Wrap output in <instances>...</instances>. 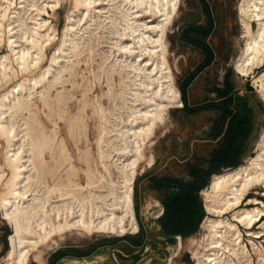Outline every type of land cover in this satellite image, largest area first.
Instances as JSON below:
<instances>
[{
    "label": "bare ground",
    "instance_id": "6f19581e",
    "mask_svg": "<svg viewBox=\"0 0 264 264\" xmlns=\"http://www.w3.org/2000/svg\"><path fill=\"white\" fill-rule=\"evenodd\" d=\"M68 1L72 12L85 11L82 17L68 14L58 54L55 50L43 66L46 43L54 34L41 13L54 10L61 0H0V43L6 39L10 51L0 55V209L12 227L5 264H27L30 251L73 230L135 232L134 179L151 159L147 150L169 108L183 104L164 38L180 0ZM238 10L244 43L234 69L248 75L264 63V0H240ZM146 14L151 19L141 20ZM93 24L111 35L93 71L94 79L105 76L107 89L90 98L91 87L85 85L76 111L69 112L72 92L57 90L52 97L43 92L59 83L73 84L74 71L63 78L66 68L53 73V63L81 53L79 39ZM87 47L86 63L93 60ZM252 78L264 95V69ZM37 93L53 124L50 131L33 109L31 98ZM88 109L96 120L94 151L87 137ZM57 119L65 123L67 137L58 135ZM251 191L264 196V132L254 154L213 174L203 188L204 233L187 264H264V201L246 198Z\"/></svg>",
    "mask_w": 264,
    "mask_h": 264
},
{
    "label": "rangeland",
    "instance_id": "374dc122",
    "mask_svg": "<svg viewBox=\"0 0 264 264\" xmlns=\"http://www.w3.org/2000/svg\"><path fill=\"white\" fill-rule=\"evenodd\" d=\"M18 1L19 0H15L16 3ZM239 2L240 0H180L175 16L165 30L164 38L166 39L168 47L167 58L169 66L173 74L174 82L179 89V83L183 80L185 74L194 70L203 56L200 50L194 45L189 42L181 41V32L191 24H203L208 17L207 12L211 14L213 19V29L211 35L206 38V41L212 46L215 58L212 64L202 69L198 76L187 86L188 100L192 106L208 104L206 99L212 98L215 95L211 91L214 83L222 81L228 68L232 70L231 80L234 86L242 89L241 96H246L249 99L250 104L253 105L256 112L255 116L257 120L262 122L246 150L247 154H245L239 163L241 164L244 163L250 155L255 153L256 144L264 132V95H262V90L253 82L252 78L264 69V63L262 66L254 68V70L248 75H243L234 69V61L244 43V37H242L243 25L238 10ZM71 6L72 5L68 0H61V3L55 7L54 10L47 7V12L41 13L43 14L41 16L47 19L53 28L51 36L54 34V37L49 41L50 44L49 42L46 43L45 56L42 62L43 66L48 65L53 52L55 50L54 53L57 52L59 40L63 35L67 21H69L67 17L69 15L72 17H82L81 13H84L85 11L81 8L72 12ZM10 10H13V8ZM147 15L148 14L143 15L141 20L149 21L151 16ZM154 21L156 20L154 19ZM251 24L252 28L255 29L257 26L256 22L252 21ZM95 26L96 25L93 24L91 26V32L82 34L83 37L79 39V47L83 49L81 53L77 56H68L67 54V59L69 58L71 61L64 60L66 57H60L59 65L53 63V73H56L61 69L62 65L66 68L62 73L63 78L71 77L69 71H74L75 75L72 77V79H74L73 84L70 81L65 82L64 86L59 83L56 87L53 86L50 89L47 88L43 92V96L50 95L51 97L56 94L57 90L72 92L73 96L68 100L69 106L67 108L69 112L76 111L78 100L82 96L81 92L85 85L91 87L88 91V97L90 98L100 95L102 91H106L107 89L105 76L101 77L100 80L94 79L93 71L96 72L97 61H99L100 55L102 54L101 51L108 48L107 46L110 44L109 37L111 35L107 31L103 32V29L101 28H95ZM80 34L81 33H79V36H81ZM185 35L191 36L192 30L187 28ZM87 46L92 48L91 55L93 60L89 59L86 63V60L90 55ZM9 53L8 43L6 39H4L0 43V55ZM19 75L20 73L16 79ZM51 78L49 77V79ZM247 84L251 87V90L245 92L244 87ZM11 85L12 83L10 86ZM10 86L8 87L10 88ZM1 88L0 93L4 91ZM40 89L41 87L37 90ZM43 96H40L39 93L34 94L31 98V102L33 103V109L37 111L40 119L47 123V131H50V129L53 128V124L48 121L45 116L47 108L42 105L40 98ZM181 108L182 105L169 108L165 125L156 130V134L147 150L149 153V159L151 157V161L149 160L147 163L148 165L146 164L138 171L134 179L133 203L135 217L138 223V229L135 232H138L139 227L143 226L145 231L144 237L146 242H150V245L144 244L140 251L141 254L135 256L134 260L130 258L131 254H129V256L125 257L123 260V264H149L150 258L151 264L192 263L193 246H195V241L202 237V234L204 233V229L201 226L207 215V211L204 205L202 190L203 188L208 187L212 176H210L207 185L198 191L204 215L202 216L196 231L186 236L174 235L166 237L161 234L159 229H157L158 225L156 218L161 212V209L159 207L156 192L153 187L150 186L148 176L145 175L146 172L149 171L151 174L157 175L182 176L184 175V172L182 171L184 159H181L180 157L185 156L189 149L193 150L197 148L198 153L203 155L207 154V148L210 147V143L206 145V142H202V139L205 134L209 132L210 124L218 113V110L212 106H208L189 113ZM57 122L56 129L58 130V135L67 137L65 123L63 120L58 119ZM86 123L87 137L89 138L92 151H94V139L96 135L94 124L96 123V120L91 114L90 109H88ZM196 145L199 147H196ZM70 151L77 162V153L75 149L70 146ZM80 175L82 176V173H80ZM261 189V187H258V190ZM246 196H256L264 201V196L255 194L252 191ZM242 205H245V203L243 202ZM229 214L230 213H227V215ZM257 225L258 224H255L253 228H256ZM240 228L244 235L243 239L246 240L244 242H247L250 246L247 239L248 235L245 234L246 229H244L242 225H240ZM11 232L12 227L8 220L4 218L3 212L0 209V264H5L6 262L5 258L10 249L9 235ZM135 232H127L124 234L107 232L86 234L73 230L63 234L61 237H57V240L51 244H45L42 245L40 249L30 251L31 256H29L27 264H49L52 255L58 250L76 249L79 251H86L89 248H92V250L87 255L68 253L60 257L55 264H101L103 261L101 262V257H98L101 253H103V256L106 255L104 258H107L111 253L110 256L112 257V260H108L109 264H115L114 249L121 245L123 239L134 235ZM137 234L139 233H136V236ZM95 248L100 251H93Z\"/></svg>",
    "mask_w": 264,
    "mask_h": 264
},
{
    "label": "trees",
    "instance_id": "16d2710c",
    "mask_svg": "<svg viewBox=\"0 0 264 264\" xmlns=\"http://www.w3.org/2000/svg\"><path fill=\"white\" fill-rule=\"evenodd\" d=\"M207 15L203 24H191L182 30L180 35L181 41L191 43L203 55L195 69L185 74L179 83L183 103L181 109L189 113L208 106L217 109L218 113L203 139L213 141L222 135L218 140L217 147L208 149L206 155L198 153L196 149L192 151L190 157L182 164L184 175L151 174V187L156 191L157 197L164 207V212L158 218V222L163 236L166 237L186 236L196 231L204 215L198 191L206 186L210 176L219 173L222 167H235L240 163V152L254 138L256 132L254 107L246 96L237 95L234 91L230 68L225 72L222 81L214 83L211 91L215 95L206 99L208 104L192 106L189 103L187 86L202 69L210 66L215 58L212 46L206 41L213 29L211 14L207 12ZM187 28L192 30L191 36L185 35ZM185 157L186 155L180 158L185 159ZM141 230L140 226L139 231ZM91 250L92 248L86 251L58 250L52 255L49 264H55L65 254L87 255Z\"/></svg>",
    "mask_w": 264,
    "mask_h": 264
},
{
    "label": "crops",
    "instance_id": "0c3cea01",
    "mask_svg": "<svg viewBox=\"0 0 264 264\" xmlns=\"http://www.w3.org/2000/svg\"><path fill=\"white\" fill-rule=\"evenodd\" d=\"M244 89H245V92H248V91H250L251 90V87L250 86H248V84L247 85H245V87H244ZM234 91L237 93V95H242V89H239L238 87H236V86H234ZM255 114H256V112H255ZM262 122L261 121H259V120H257V118L255 119V123H254V126H255V129L257 130L258 129V127L260 126V124H261ZM222 135V134H221ZM220 135V136H221ZM220 136L219 137H217L215 140H213V141H209V140H207V139H202V142H206V145L208 144V143H210V142H212V143H210V147L209 148H207V150L208 149H210V148H214V147H217V145H218V140L220 139ZM250 142H251V140L248 142V144H247V146H245L244 147V149H243V151H241L240 152V154H241V156H240V162H241V160L243 159V157L245 156V154H247L246 153V150L248 149V147H249V145H250ZM196 147H199V146H197L196 145ZM189 149V148H188ZM196 150H197V148H195ZM194 150V149H193ZM192 149H189L188 150V152H187V154H185L186 155V157H185V159L184 160H186V159H188L189 157H190V155H191V153H192V151H193ZM226 168H232V166H227V167H222L221 168V170H226ZM215 174V173H214ZM145 175H147L148 176V180H149V184H150V186H151V181H150V177H151V173L148 171V172H146V174ZM212 176H213V174H212ZM212 178V177H211ZM211 180V179H210ZM156 192V191H155ZM156 195H157V193H156ZM246 198L248 197V196H245ZM157 199H158V197H157ZM158 202H159V207H160V209H161V212L159 213V215L157 216V218H156V222H157V229H159V231L161 232V234L163 235V233H162V231H161V226H160V224H159V222H158V218L163 214V212H164V207L162 206V204L160 203V201H159V199H158ZM245 203V202H244ZM142 227V230L141 231H139L138 230V232H135L134 233V235H132V236H129L128 238H125V239H123L122 240V243H121V245L120 246H118L117 248H115L114 249V259H115V264H123L124 263V259H125V257H127V256H129V254H131V256H130V258L132 259V260H134L135 259V256H138V255H140L141 254V249H142V246L144 245V244H148V245H150V242L149 241H147L146 242V239H145V237H144V228H143V226H141ZM243 227V226H242ZM244 228V227H243ZM139 229H140V227H139ZM245 229V228H244ZM136 233H139V234H137V236H136ZM95 250H97V248H95L93 251H95ZM98 251H100V250H97L96 252H98ZM103 253H101L100 255H98V257H101V262L103 261V263H101V264H104V263H108L109 264V259H111L112 260V257L110 256L111 255V253H110V255L107 257V258H104V257H106V255H102ZM150 262V263H149ZM149 264H151V258L149 259Z\"/></svg>",
    "mask_w": 264,
    "mask_h": 264
}]
</instances>
